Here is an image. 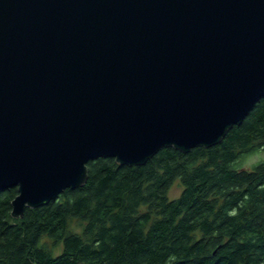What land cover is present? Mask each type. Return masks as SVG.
<instances>
[{
    "label": "water",
    "instance_id": "obj_1",
    "mask_svg": "<svg viewBox=\"0 0 264 264\" xmlns=\"http://www.w3.org/2000/svg\"><path fill=\"white\" fill-rule=\"evenodd\" d=\"M264 97V0H0V190L12 217L219 144Z\"/></svg>",
    "mask_w": 264,
    "mask_h": 264
},
{
    "label": "trees",
    "instance_id": "obj_2",
    "mask_svg": "<svg viewBox=\"0 0 264 264\" xmlns=\"http://www.w3.org/2000/svg\"><path fill=\"white\" fill-rule=\"evenodd\" d=\"M264 97L214 146L163 147L144 165L115 158L88 163L87 185L26 208L18 187L0 190V264H264ZM180 180L183 190L168 192ZM84 222L81 232L70 222ZM62 244L54 254L44 243Z\"/></svg>",
    "mask_w": 264,
    "mask_h": 264
},
{
    "label": "rangeland",
    "instance_id": "obj_3",
    "mask_svg": "<svg viewBox=\"0 0 264 264\" xmlns=\"http://www.w3.org/2000/svg\"><path fill=\"white\" fill-rule=\"evenodd\" d=\"M264 161V149H259L254 152H251L239 160V167H243L245 169H253L254 165L257 163ZM183 190V185L180 180H176L171 188L169 189L168 195L169 198L174 199L180 196L181 192ZM84 227V222L80 221L78 219H73L70 222L69 228L74 232H81ZM45 245L49 249L52 250L54 254L60 253L62 250V244L59 243L58 245H54L51 239L45 238L44 240Z\"/></svg>",
    "mask_w": 264,
    "mask_h": 264
}]
</instances>
